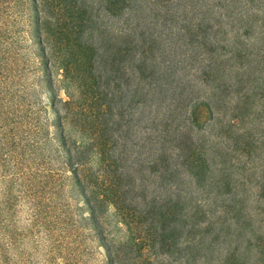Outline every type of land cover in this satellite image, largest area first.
I'll list each match as a JSON object with an SVG mask.
<instances>
[{
  "label": "trees",
  "instance_id": "16d2710c",
  "mask_svg": "<svg viewBox=\"0 0 264 264\" xmlns=\"http://www.w3.org/2000/svg\"><path fill=\"white\" fill-rule=\"evenodd\" d=\"M29 13L51 149L98 264H264V0H29Z\"/></svg>",
  "mask_w": 264,
  "mask_h": 264
},
{
  "label": "rangeland",
  "instance_id": "374dc122",
  "mask_svg": "<svg viewBox=\"0 0 264 264\" xmlns=\"http://www.w3.org/2000/svg\"><path fill=\"white\" fill-rule=\"evenodd\" d=\"M39 63L29 0H0V264H98L104 252L85 228L70 166L51 149ZM61 80L54 71L64 112Z\"/></svg>",
  "mask_w": 264,
  "mask_h": 264
}]
</instances>
